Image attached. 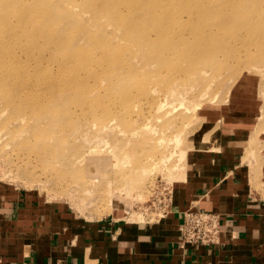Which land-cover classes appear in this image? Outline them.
<instances>
[{
  "label": "rangeland",
  "instance_id": "1",
  "mask_svg": "<svg viewBox=\"0 0 264 264\" xmlns=\"http://www.w3.org/2000/svg\"><path fill=\"white\" fill-rule=\"evenodd\" d=\"M79 1L0 0V186L84 220L154 222L171 209L189 158L212 148L226 127L246 124L240 159L250 187L263 193L264 56L249 43L252 27L240 43L226 30L235 50L217 59L220 68L200 64L169 77L140 66L142 56L119 65ZM254 2L261 28L264 0ZM243 104L255 115L233 113ZM117 200L130 212H115Z\"/></svg>",
  "mask_w": 264,
  "mask_h": 264
},
{
  "label": "crops",
  "instance_id": "2",
  "mask_svg": "<svg viewBox=\"0 0 264 264\" xmlns=\"http://www.w3.org/2000/svg\"><path fill=\"white\" fill-rule=\"evenodd\" d=\"M250 131L228 126L194 153L171 209L154 222L84 220L0 186V264H264V192L250 187L240 159ZM191 207L220 214L219 243L178 244Z\"/></svg>",
  "mask_w": 264,
  "mask_h": 264
},
{
  "label": "bare ground",
  "instance_id": "3",
  "mask_svg": "<svg viewBox=\"0 0 264 264\" xmlns=\"http://www.w3.org/2000/svg\"><path fill=\"white\" fill-rule=\"evenodd\" d=\"M247 1H251L253 7ZM254 1L80 0L79 5L83 12L91 13L98 30V39H102L104 47L112 50V56L119 65L128 66L131 56H142V64L135 65L165 70L171 77L174 74L195 73L200 64H204L203 69L207 67L206 64L220 68L217 59L223 55L233 57L235 50L233 44H226L224 37L222 38L228 29L234 33L235 41L240 43L244 35L243 29L252 27V41L249 43L258 47L264 56V49H261L264 48V42H260L259 38L264 36V27L255 26V23L260 24L258 20L261 18L257 17L256 4L259 3ZM172 54L178 56L174 64L168 66L167 61L173 58ZM128 69H135V66ZM154 70L151 71L152 74ZM168 92L174 95L176 90L170 89ZM249 96L247 98H252ZM244 101L247 100H241V104ZM247 104L236 105L233 113L240 118L247 115L252 117L255 110L250 109ZM113 118L115 117L110 116L108 119ZM203 119L210 123V109L207 112L204 110ZM131 134L136 137L137 133L133 131ZM215 140L216 138L214 142ZM185 152V148L181 149V157ZM166 156L159 161H166ZM182 174L183 170L180 171L179 178ZM115 202V212L122 215L130 212L128 208H119L118 200Z\"/></svg>",
  "mask_w": 264,
  "mask_h": 264
},
{
  "label": "built area",
  "instance_id": "4",
  "mask_svg": "<svg viewBox=\"0 0 264 264\" xmlns=\"http://www.w3.org/2000/svg\"><path fill=\"white\" fill-rule=\"evenodd\" d=\"M178 244H217L221 240L220 214L200 208H188L183 212V223L179 228Z\"/></svg>",
  "mask_w": 264,
  "mask_h": 264
}]
</instances>
